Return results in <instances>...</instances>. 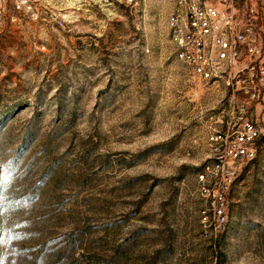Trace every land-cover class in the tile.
Returning a JSON list of instances; mask_svg holds the SVG:
<instances>
[{
  "label": "rangeland",
  "instance_id": "1",
  "mask_svg": "<svg viewBox=\"0 0 264 264\" xmlns=\"http://www.w3.org/2000/svg\"><path fill=\"white\" fill-rule=\"evenodd\" d=\"M47 2L0 30V264H264V137L225 168L210 141L264 117L249 60L195 76L176 0Z\"/></svg>",
  "mask_w": 264,
  "mask_h": 264
},
{
  "label": "built area",
  "instance_id": "2",
  "mask_svg": "<svg viewBox=\"0 0 264 264\" xmlns=\"http://www.w3.org/2000/svg\"><path fill=\"white\" fill-rule=\"evenodd\" d=\"M109 1L125 6L138 2ZM47 3V0H0V30L38 18L35 5ZM257 19L258 11L251 0H176L168 17L175 57L204 81L231 79L244 70L250 77L264 80V63H256L263 49L250 37ZM58 24L63 26L64 22ZM243 59L249 60L248 65L243 71L234 72ZM257 96L259 93L255 92L253 97ZM237 120L238 124L230 122L224 130H215L210 135L217 167H231L243 159L256 157V142L264 137V117L255 121L246 117ZM204 178L202 174L201 179Z\"/></svg>",
  "mask_w": 264,
  "mask_h": 264
}]
</instances>
